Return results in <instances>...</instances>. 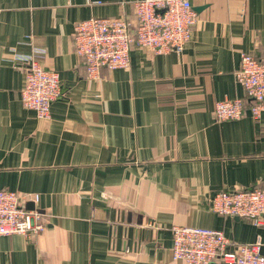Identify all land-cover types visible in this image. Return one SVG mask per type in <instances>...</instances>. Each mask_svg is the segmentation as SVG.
<instances>
[{
    "label": "crops",
    "instance_id": "obj_1",
    "mask_svg": "<svg viewBox=\"0 0 264 264\" xmlns=\"http://www.w3.org/2000/svg\"><path fill=\"white\" fill-rule=\"evenodd\" d=\"M137 1L0 0V189L45 225L0 238V264H186L172 257L174 227L223 231L231 250L260 242L264 256V226L210 208L218 191L264 187V112L215 115L221 101L251 105L235 73L243 53L264 60V0H191L205 9L183 53L133 45L128 70L88 79L75 25L132 15ZM35 48L60 75L51 120L21 100L15 57Z\"/></svg>",
    "mask_w": 264,
    "mask_h": 264
},
{
    "label": "built area",
    "instance_id": "obj_2",
    "mask_svg": "<svg viewBox=\"0 0 264 264\" xmlns=\"http://www.w3.org/2000/svg\"><path fill=\"white\" fill-rule=\"evenodd\" d=\"M132 15L115 18H91L75 25V53L91 80L102 78V72L128 70L133 45L165 54L183 53L197 23L191 0H140L133 5ZM46 50L35 48L29 55H16L24 63L26 82L21 92L23 106L34 111L39 119L51 120L53 103L64 96L60 75L44 68ZM237 83L251 100L241 98L216 103L219 121L240 120L248 107L254 118L264 112V60L243 53L235 73ZM39 202V196L34 197ZM211 211L220 216L248 219L255 226H264V187L241 191L221 190L211 199ZM45 230L43 215L29 210L17 192L0 189V238L21 235L36 237ZM223 231L174 227L172 257L186 264H264L260 242L238 244Z\"/></svg>",
    "mask_w": 264,
    "mask_h": 264
},
{
    "label": "water",
    "instance_id": "obj_3",
    "mask_svg": "<svg viewBox=\"0 0 264 264\" xmlns=\"http://www.w3.org/2000/svg\"><path fill=\"white\" fill-rule=\"evenodd\" d=\"M203 9H205V7H199L198 9H195L194 8L195 11H202ZM27 209L33 210L34 209V204L33 203H30L29 205H27ZM237 219L239 220L240 218L237 217Z\"/></svg>",
    "mask_w": 264,
    "mask_h": 264
}]
</instances>
